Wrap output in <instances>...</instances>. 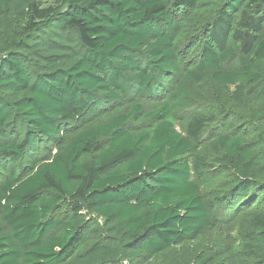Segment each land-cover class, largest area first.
Returning a JSON list of instances; mask_svg holds the SVG:
<instances>
[{"label": "trees", "instance_id": "1", "mask_svg": "<svg viewBox=\"0 0 264 264\" xmlns=\"http://www.w3.org/2000/svg\"><path fill=\"white\" fill-rule=\"evenodd\" d=\"M207 81L234 87L229 107L184 134L177 111ZM227 115L249 133L215 131L216 162L192 165ZM209 167L232 179L206 199ZM220 207L246 233L195 248ZM124 261L264 264V0H0V264Z\"/></svg>", "mask_w": 264, "mask_h": 264}, {"label": "rangeland", "instance_id": "2", "mask_svg": "<svg viewBox=\"0 0 264 264\" xmlns=\"http://www.w3.org/2000/svg\"><path fill=\"white\" fill-rule=\"evenodd\" d=\"M44 6L54 4L55 0H40ZM188 46L184 41L180 42L179 53L180 60L184 65H186L190 60L198 61L201 48L197 45L194 48L188 50ZM210 81L205 84L197 83L193 87L195 90L194 96L190 101V105L186 109H179L177 111L178 118V130L185 134L186 124L189 121L192 114L201 111H208L209 109H224L229 107V98H231V93L234 91V87H230L229 90H225V93L220 90L217 86H212ZM146 110H150L154 102L144 100ZM212 110H209V112ZM221 115V114H220ZM129 127L134 131L142 128H152L153 120L143 119L140 121L132 120L129 123ZM237 129L240 133H249V128L245 125L242 117H229L222 124L221 122H211L207 125V129L204 130L202 137L198 142H194L193 151L186 156V159L195 164L196 160L199 158H205L208 164H214L216 162V156L212 153L210 143L214 139L215 131L229 130L232 131ZM56 150H53V153ZM210 166V165H209ZM211 168H205L204 175L200 177V188L203 193L204 198L211 199L215 196H221L225 190L228 183H230L232 176L230 173L223 170H210ZM222 208H218L217 212L219 214L218 218L213 221V226L204 234L200 240L196 242L197 247L200 250L206 252L214 251L220 244L222 240H237L242 238L243 234L246 233L247 228V216L246 212L233 213V211L222 212ZM102 223V220L99 219ZM121 264H128L124 261Z\"/></svg>", "mask_w": 264, "mask_h": 264}]
</instances>
